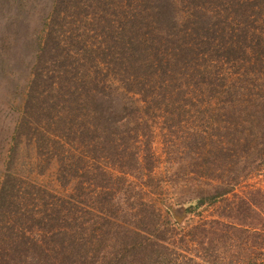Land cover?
I'll list each match as a JSON object with an SVG mask.
<instances>
[{
	"label": "rangeland",
	"instance_id": "rangeland-1",
	"mask_svg": "<svg viewBox=\"0 0 264 264\" xmlns=\"http://www.w3.org/2000/svg\"><path fill=\"white\" fill-rule=\"evenodd\" d=\"M10 1L0 0V65H10L0 67V264L15 263L7 259L16 241L17 264H154L162 256L149 260L146 241L169 236L160 244L178 248L191 225L212 217L229 223L207 231L220 242L230 235L227 254L244 250L264 264V234H253L262 226L244 225L250 201L262 199L251 191H264L261 142L253 151L246 143L264 127V0H70L53 17L55 0H46L47 11L16 18V34L6 18L34 0ZM49 32L68 47L71 68L96 67L103 83L79 90L77 70L62 81L67 89L57 88L59 77L50 92L39 85L34 99L44 109L29 107L24 128L35 55ZM234 169L243 172L232 190L205 198L216 175ZM136 231L148 254L124 247ZM73 241L74 250L63 247ZM163 255L160 264H186Z\"/></svg>",
	"mask_w": 264,
	"mask_h": 264
},
{
	"label": "trees",
	"instance_id": "trees-1",
	"mask_svg": "<svg viewBox=\"0 0 264 264\" xmlns=\"http://www.w3.org/2000/svg\"><path fill=\"white\" fill-rule=\"evenodd\" d=\"M5 1H7V0H5ZM45 1L46 0H43V2H41V0H34V2H32V3H27L25 1H22L18 5V7H19L18 13L13 14L12 16L6 18V20H7L6 27H9L10 31H13V33L16 34V32L20 30V27H19L20 25L17 22L16 18H19V17L25 18V16H28V15L33 16V14H35V13L38 14L39 13L38 11H41V12L47 11L46 5L48 3H45ZM69 1L70 0H55L53 5L49 6L48 14H46V15L47 16L51 15V17L56 16V14L59 12V8L60 7L63 8L64 4L69 5ZM38 2H41L40 6H38ZM11 3L12 2L9 0V4H11ZM12 5H14V4L12 3ZM0 8H1V10H3L4 9L3 5L0 6ZM46 15L44 17H46ZM28 20H30V19H28ZM47 35H48V37L46 36V38H44L42 44L39 45L38 51L35 55V63H34V68H33L34 73H33V76L31 79V84H30L28 94H27V97L25 100L26 101V103H25V111L26 112H25V114H23V116L21 117L20 122H19V123L22 122V125H23L22 127H24V126L27 127L29 125L28 115L30 113H33V111L28 112L29 107L33 108L34 113L37 109L42 111L43 105L41 106L40 101H35V99H34V95L36 94L37 87L39 85L43 84V86H45L44 90L50 92L52 89H50L47 86V84H52L55 81V79L57 77H59V79L57 81V83H58L57 88L63 87L64 89H67V87L65 86L67 84V82L63 83L62 81L67 80V79L72 80V79L78 78V76H77L78 72H79V77H81V79H82V82L76 84V87H78L79 90L84 89L87 86L88 87L92 86L93 89H100V86H101L100 84L103 83V81H100V79L103 80L104 78H102L100 76V72L96 67L94 68L92 73H91V71H88V69H85L83 67V63L74 67V68H71V64L73 63V61L70 60L72 55L68 51V47L64 44V42L62 40L60 41V39H58L57 36L53 32H49ZM1 38H4V36H1ZM5 38L8 39L7 37H5ZM9 43H13V41L11 42L9 40L8 43H6L4 40L2 41L3 45L9 46ZM83 59H85V57H83ZM1 61H2L1 65H0L1 69H5L6 67H10V65L8 64V62H9L8 59H3ZM66 62L69 63V65H66ZM131 62H132V60H131ZM56 64H59V68L55 67ZM77 70H78V72H77ZM69 75H71V78H68ZM46 87H48V88H46ZM57 92L61 93V91L59 89H57ZM90 100L92 102L91 104L93 106H96V109L99 113V108L101 107V104H100V102H97V100H98L97 97H90ZM51 105H53L52 102H51ZM43 109H44V106H43ZM46 111L47 110H45V113H46ZM38 114H40L39 111H37L36 114H32V115H34V118H35L36 116H38ZM32 118H33V116H32ZM252 120H254V119H252ZM35 124H37V123L35 122ZM257 137L259 139H257ZM258 142H261V145L257 149L261 152L260 154L262 156H264V127L261 128L260 134L258 133V131H253L251 133V137H248L246 139L247 147H251L252 151L255 149L256 144ZM240 172H243V170L234 169L231 177L230 176L225 177L224 173L216 175L217 176L216 179L221 180L217 185H215L216 192H214L213 194L204 195L205 198H206V196H208V198L211 201H214V200H216L217 196L231 191L232 190L231 187L234 184V182L236 181L235 179H233V177L237 178L239 176ZM229 175H231V173ZM253 193H261L262 199L258 202L250 201L251 205L249 204L247 206V209H245V210H247V212H248V209H249V212L251 211L250 214L247 213V215H248L247 217L250 216L252 218V220L250 219V221H249V218H247L246 219L247 223H244V225L248 229V227L252 226L253 224H260L262 226V227H260L261 230L258 232H254L253 234L256 237H262L263 238V234H264V191H261L260 189H255V190L251 191V195H253ZM198 199L200 200L198 204L203 202V200H204L203 195H200ZM190 209H192V208H190ZM188 210H189V208L186 209V212ZM257 218H259L260 222L257 221ZM198 221H200V219ZM221 222L222 221H220L219 218L212 217L210 219H206L204 222H199V223L191 225L192 229H189L186 232V235H188L189 237L179 238V244H181L179 246H181L180 247L181 249H179L178 245H177L178 248L171 249V248L166 247L164 242H162V245L160 244V240H162V241L167 240L169 238V236L168 237L166 236L165 238H158L159 241H157V242L146 241L145 243H148V245H153L155 247V248L153 247L150 250V254L147 256L149 257V260L152 259V253H156V254L162 256L161 261H158L159 256L155 257L154 258V264H157V263L160 264V262L163 261V259L165 258V255H163V252H165V251H168L169 254L173 253V254H177V255L181 256L182 258L184 257V259L186 260L184 262L186 264H200V260L204 261L205 264H252L251 263L252 258L250 256L248 257L247 254L244 253V250H239L237 252L230 253V254L226 253V249H225L226 245H224V244H226L225 242H227L226 241L227 238L230 239V235L226 236L223 239L224 242H220L219 239L215 238L213 235H211V233L208 235L209 232H207V231H209L210 228L212 229V231H210V232H215V233H217V235L221 234V232H222L221 230H223L222 225L226 221L222 222V225H221ZM228 224L229 223H224L225 227H227ZM232 226L234 227L233 224H232ZM253 229L254 230L258 229V226L257 227L254 226ZM197 230L203 234V237L206 236V238H207V236H209L210 239H208L207 241L199 239V237L196 233ZM242 230L245 231V228L242 227ZM138 237H141L140 231L135 232V237L125 239L124 240V247H127V249L129 251H134L132 253L148 254L149 250L147 248L144 249L141 246V243H143L144 241ZM182 238H184V239L181 242ZM132 239H133V241H132ZM126 240H127V243H125ZM190 241H191V243H190ZM240 242H242V241H240ZM64 245H66V246H63L64 248H67L71 251L74 250V241H73V243L64 242ZM18 246L20 247V245L17 244V241L15 244H10L9 250H12V252H10V257L8 256V259H7V261H10V263L15 262L14 264H17L18 262H20V259H18L17 256L13 255L14 253H16L15 251L18 250ZM223 247H225V248H223ZM19 257L21 258V256H19ZM25 259L26 258L23 257L22 260H25ZM29 259H30V261L28 264H39L40 257H38V259H35V260H34V257H30ZM47 259L48 258H45V261ZM47 262L48 261H46V263H44V264H47ZM174 263L176 264V262H174ZM114 264H117V262L115 261ZM166 264H172V263L168 261Z\"/></svg>",
	"mask_w": 264,
	"mask_h": 264
}]
</instances>
